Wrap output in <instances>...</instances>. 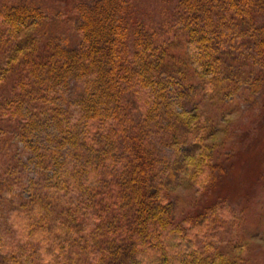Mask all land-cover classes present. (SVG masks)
<instances>
[{
	"label": "trees",
	"instance_id": "trees-1",
	"mask_svg": "<svg viewBox=\"0 0 264 264\" xmlns=\"http://www.w3.org/2000/svg\"><path fill=\"white\" fill-rule=\"evenodd\" d=\"M39 2L0 0V133L11 126L25 135L27 124L44 112L58 123L53 145L31 151L39 170L30 181L11 141L0 137V264H41L37 253L48 258L52 244H70L80 235L95 242L90 252L58 264H246L208 243L211 217L182 223L173 217L166 189L177 172L160 166L156 137L173 141L194 132L200 140L205 128L198 114L182 116L167 105L172 99L162 69L172 15L166 30L140 23L131 35L126 0L85 1L75 25L79 44L50 39L42 52L39 35L31 34L43 20ZM263 6L264 0H180V59L204 80L205 93L222 97L229 87V79L220 78L219 52L264 64V26L257 17ZM63 77L78 85L71 97L56 86ZM30 97L31 116L28 108L22 111ZM59 97L64 105L54 101ZM166 107L179 120L168 123ZM205 148L189 158L200 185L214 169Z\"/></svg>",
	"mask_w": 264,
	"mask_h": 264
},
{
	"label": "rangeland",
	"instance_id": "rangeland-1",
	"mask_svg": "<svg viewBox=\"0 0 264 264\" xmlns=\"http://www.w3.org/2000/svg\"><path fill=\"white\" fill-rule=\"evenodd\" d=\"M85 1L90 3L93 0H40L43 20L39 21L38 30L31 34L39 35L42 52L45 50L43 43L50 39L57 44H79L75 25L80 3L86 4ZM126 5H129L131 16V35L135 29L138 30L140 23L154 25L158 31L166 30L168 27L164 21L168 14L172 15L173 29L169 28V34L165 35L171 46L162 69L168 80V95L172 99L167 105L176 106L182 116L198 114L200 126L205 128V135L200 140L195 138L194 132L178 133L173 141L160 134L156 137L157 143L153 148L156 157H160V166L172 165L177 172L168 181L166 189L173 204L174 219L182 223L188 219L200 222L211 217V228L205 233L208 243H213L231 257L244 260L246 264H264V64L254 62L252 56L249 59L242 56L236 61V54L219 52L218 56L224 61V65L220 63V78L229 79L232 83L226 82L229 87L226 85L222 97H217L214 92L205 93L204 80L194 76L190 69H186L183 57L180 59L183 31L175 22L180 0H126ZM166 8L169 13L165 12ZM257 17L260 27L264 26V9L259 10ZM219 19L216 17V22H220ZM216 38L220 41L218 35ZM243 48H237V51L241 52ZM56 86L63 96L68 97L78 87L71 77H63ZM23 101V113L27 108L31 110L30 116L36 112L31 107L34 99L30 97ZM54 101L59 105L65 104L62 97ZM44 113L27 124L25 135L11 126L9 131L1 130L0 133V137L5 134L11 141L9 146L14 156L26 164V181L34 180L39 170L38 160L31 152L33 147L52 146L51 138L58 132L57 120L52 119L51 113ZM169 113L171 111L166 107L163 117L169 116L168 123L179 120L170 117ZM220 143L222 147L218 145ZM206 145L210 155L208 162L211 161L214 169L209 180L200 185L201 181H197L200 171L190 166L189 160L204 152ZM52 178L50 174L48 180ZM57 223L63 226L62 221ZM94 243L89 236L80 235L70 244L63 241L52 244L50 250L53 255L48 258L40 253L36 255L41 264H58L62 258H77L84 249L90 252L88 246Z\"/></svg>",
	"mask_w": 264,
	"mask_h": 264
}]
</instances>
